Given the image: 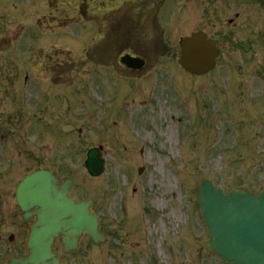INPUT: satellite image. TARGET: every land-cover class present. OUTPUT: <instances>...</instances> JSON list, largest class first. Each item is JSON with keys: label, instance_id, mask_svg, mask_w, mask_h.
<instances>
[{"label": "rangeland", "instance_id": "1", "mask_svg": "<svg viewBox=\"0 0 264 264\" xmlns=\"http://www.w3.org/2000/svg\"><path fill=\"white\" fill-rule=\"evenodd\" d=\"M185 1L191 17L177 21L179 28L167 27L163 45L170 49L166 56H160L152 43L155 46L150 47L147 58L150 65L153 60L155 64L138 75L141 78L132 89L133 81L123 86L117 77L114 84L110 79L98 81L82 91L85 112L80 108L79 115L71 113L74 116L64 123V130L81 126L79 134L70 136V141L77 136V143L54 148L50 146L52 140L47 143L54 132L47 138L34 139L46 125L37 122L26 128L23 123L16 124L6 139L12 145V141L19 142L21 154H15L10 162L13 176L9 174V181H3L5 191L0 183V203L15 206L13 188L18 177L39 168L61 178L72 177L74 193L93 201L106 242L94 248L84 241L79 252L72 255L71 264H78L79 257L80 264H135L140 259H129L125 248L131 245L136 250L139 245L135 242L142 241L153 249L151 256L150 249H144L148 264L150 258L156 264H223L205 249L207 232L197 216L194 197L200 181L209 179L225 190L236 187L256 193L264 188V3L211 0L208 6L205 0ZM182 6L183 9V0ZM70 8L72 17V5ZM200 28L206 29L221 54L213 72L192 78L182 75L176 63L178 44ZM257 29L262 31L261 36ZM173 64L181 73L177 71L176 75ZM166 65L171 68L164 70L162 66ZM85 69L89 74L84 73ZM84 70L78 69L74 78L85 77L84 81L89 82L87 75L92 78L99 71L102 74L101 69L92 70L88 64ZM188 112L191 118L187 120ZM26 129L31 133L27 134ZM169 130L173 138H168ZM135 139L145 143L137 141L136 149L128 153L135 164L141 160L142 170L136 180L132 161L127 157L131 147H124ZM93 146L102 147L106 163L98 179L89 178L83 168L85 152ZM136 204L140 205L138 216L137 211L132 214ZM126 209L131 215L127 213L130 217L125 219L136 220L129 227L134 234L125 230L123 235L129 234V238L117 244L120 239L112 229L123 220ZM174 212L179 220L173 222ZM116 230L121 232L120 228ZM98 250L102 258L97 256ZM118 252L124 256L123 261L119 256L121 262Z\"/></svg>", "mask_w": 264, "mask_h": 264}, {"label": "water", "instance_id": "2", "mask_svg": "<svg viewBox=\"0 0 264 264\" xmlns=\"http://www.w3.org/2000/svg\"><path fill=\"white\" fill-rule=\"evenodd\" d=\"M181 53V65L187 71L200 75L212 69L217 50L207 41L204 34L197 33L184 40ZM86 167L93 176L102 172L103 161L96 150L88 153ZM50 176L46 172H37L26 178L18 188L16 197L19 206L28 217L36 207L38 218L37 223L30 229L26 245L28 256L22 258L20 264H64L52 251L54 240L59 236L62 238L64 251L76 249L79 238L84 234L93 242L102 239L98 234L97 219L89 209L90 203L85 201L78 204L68 198L69 184L63 186L61 192L56 191L55 182ZM216 200L218 204H222L221 208L241 205V210L253 211L252 215L238 217L246 228V233H237L235 229L236 234L232 236L220 235L217 238L219 244L215 248L216 251L222 254L224 259L231 260L232 264H249L251 256L257 260V264H264V224H260V218L263 217L261 212H264V197L258 200L257 206L251 200L247 202V197L242 194H231L223 200ZM205 201L207 213H211L210 208L214 206L210 199L205 198ZM218 231L220 233V229ZM250 232L256 237L253 243L241 237V234L247 236Z\"/></svg>", "mask_w": 264, "mask_h": 264}, {"label": "flooded vegetation", "instance_id": "3", "mask_svg": "<svg viewBox=\"0 0 264 264\" xmlns=\"http://www.w3.org/2000/svg\"><path fill=\"white\" fill-rule=\"evenodd\" d=\"M116 0H94L95 2V20L97 22V34L104 46L105 54L109 53L110 62L114 59V53L118 51L129 50L133 45L129 44L126 35L130 31H142L147 28V21L151 17L158 15L160 6L163 0H129L130 3L123 9L116 7ZM122 3L128 0H121ZM118 10H120L118 12ZM5 45L9 43L6 38H3ZM140 42V41H139ZM40 54V55H37ZM35 70L40 68L45 73L53 72L54 70L64 73L68 66L67 57L58 48H50L47 50L35 51ZM16 80L17 77L15 76ZM6 228L0 231V242L3 241V236ZM4 244V243H3Z\"/></svg>", "mask_w": 264, "mask_h": 264}, {"label": "bare ground", "instance_id": "4", "mask_svg": "<svg viewBox=\"0 0 264 264\" xmlns=\"http://www.w3.org/2000/svg\"><path fill=\"white\" fill-rule=\"evenodd\" d=\"M169 132H171L170 130L168 131V138H173V136L171 135V133H169ZM174 139H175V137H174ZM168 184L170 185V181H169V179H168ZM168 185V186H169ZM172 217H173V222L176 220V221H178L179 220V215L177 214V213H173V215H172Z\"/></svg>", "mask_w": 264, "mask_h": 264}]
</instances>
